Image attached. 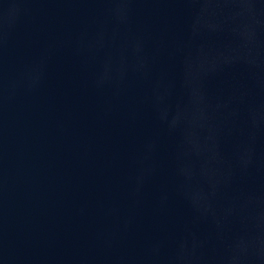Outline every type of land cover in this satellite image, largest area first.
Here are the masks:
<instances>
[{
	"label": "water",
	"instance_id": "water-1",
	"mask_svg": "<svg viewBox=\"0 0 264 264\" xmlns=\"http://www.w3.org/2000/svg\"><path fill=\"white\" fill-rule=\"evenodd\" d=\"M0 264H264V0H0Z\"/></svg>",
	"mask_w": 264,
	"mask_h": 264
}]
</instances>
